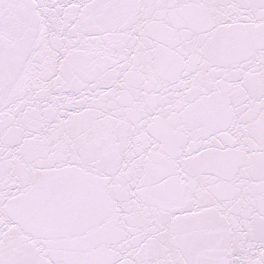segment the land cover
Segmentation results:
<instances>
[{"label":"snow or ice","instance_id":"snow-or-ice-1","mask_svg":"<svg viewBox=\"0 0 264 264\" xmlns=\"http://www.w3.org/2000/svg\"><path fill=\"white\" fill-rule=\"evenodd\" d=\"M0 264H264V0H0Z\"/></svg>","mask_w":264,"mask_h":264}]
</instances>
